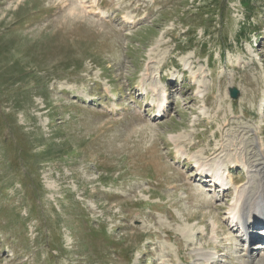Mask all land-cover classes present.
<instances>
[{
  "label": "rangeland",
  "instance_id": "obj_1",
  "mask_svg": "<svg viewBox=\"0 0 264 264\" xmlns=\"http://www.w3.org/2000/svg\"><path fill=\"white\" fill-rule=\"evenodd\" d=\"M251 5L0 0V264L256 256L264 226L248 242L228 218L253 172L233 159L264 152V0Z\"/></svg>",
  "mask_w": 264,
  "mask_h": 264
},
{
  "label": "bare ground",
  "instance_id": "obj_2",
  "mask_svg": "<svg viewBox=\"0 0 264 264\" xmlns=\"http://www.w3.org/2000/svg\"><path fill=\"white\" fill-rule=\"evenodd\" d=\"M167 89L168 86L166 85L165 89H162L159 92L157 88L154 87L155 92L158 94L160 93V100L156 103L159 111L164 109L165 105L167 106L168 104L169 97L167 95ZM183 151L184 150L182 148H179V153H184ZM262 153V160H253L252 158H247L244 154L236 155L233 159V162L235 161L236 163H241L248 171L250 170L253 172L249 173V181L246 184L241 187H236V196L228 209L229 219L236 218L244 224L249 218H258L261 213H264V152ZM195 164L198 175L199 172H202L208 177L212 176L210 180L215 181L216 185L226 186L234 181L232 179L233 177H231V170L229 168H223L221 163L216 162L214 165H211L207 162L197 160ZM243 227L247 226L244 224ZM250 228L248 227L246 230L242 231V233H244L243 236L249 237V240L253 237L250 232ZM216 229L217 227H215V230ZM236 231L239 233V228L236 227ZM242 250L246 249L243 247ZM210 260V254L209 257L208 255L204 257V262ZM246 264H264L263 244L260 245L256 256H250V260Z\"/></svg>",
  "mask_w": 264,
  "mask_h": 264
},
{
  "label": "trees",
  "instance_id": "obj_3",
  "mask_svg": "<svg viewBox=\"0 0 264 264\" xmlns=\"http://www.w3.org/2000/svg\"><path fill=\"white\" fill-rule=\"evenodd\" d=\"M251 1L252 0H241L242 5L247 9L246 14H250V11L248 9L252 7ZM245 33L246 31H243L241 28L240 36L244 35Z\"/></svg>",
  "mask_w": 264,
  "mask_h": 264
},
{
  "label": "water",
  "instance_id": "obj_4",
  "mask_svg": "<svg viewBox=\"0 0 264 264\" xmlns=\"http://www.w3.org/2000/svg\"><path fill=\"white\" fill-rule=\"evenodd\" d=\"M230 94L233 98H237L238 97V94H239V91L237 88H230Z\"/></svg>",
  "mask_w": 264,
  "mask_h": 264
}]
</instances>
